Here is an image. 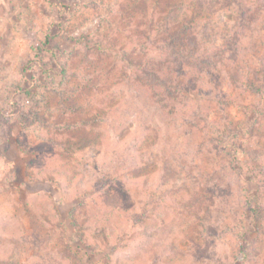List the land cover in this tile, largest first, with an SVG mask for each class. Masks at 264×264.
<instances>
[{"label":"rangeland","instance_id":"obj_1","mask_svg":"<svg viewBox=\"0 0 264 264\" xmlns=\"http://www.w3.org/2000/svg\"><path fill=\"white\" fill-rule=\"evenodd\" d=\"M253 170L264 0H0V264H264Z\"/></svg>","mask_w":264,"mask_h":264},{"label":"trees","instance_id":"obj_2","mask_svg":"<svg viewBox=\"0 0 264 264\" xmlns=\"http://www.w3.org/2000/svg\"><path fill=\"white\" fill-rule=\"evenodd\" d=\"M263 2V1H261ZM170 27V26H169ZM194 25L192 23V20L185 19L182 23V26H180L174 33L170 35V37L167 39V43L162 48V50H173V53L177 55L178 57H181L183 60L186 58V62L189 64L194 63L193 65L198 66L202 65L204 56L201 53L200 49L197 48V39L195 36V33L193 32ZM162 54L167 55V53L162 51ZM202 62V63H200ZM211 66V64L209 65ZM162 72V71H161ZM161 72L154 73V77L156 79L154 91L157 92L158 97L162 94H173L175 93V87L173 85H170L173 83V80L171 79V82L168 81L170 79V76H168L166 73H164L162 76L160 75ZM66 74V69L63 70V76ZM168 76V77H167ZM40 121H43L45 123V120L43 118H39ZM229 134L227 132H221ZM220 134V131L218 132ZM225 136V135H223ZM229 136V135H226ZM231 143V144H230ZM237 146L235 143H232L229 141L227 147H235ZM230 160L229 165L232 167L233 170H235L239 175L243 173V169L241 166L242 159L240 157L236 156V153L233 154V152L230 154ZM254 178H252L250 184L252 188L250 187L249 195L247 197V203L249 206V217H251L250 221L253 222L255 226L261 221L263 218L262 214V195L264 192V174L260 171L253 170V174H251ZM264 204V202H263ZM73 217V223L76 224V219H74V215L71 214ZM139 216L136 217V222L138 221ZM140 222V220H139ZM247 262H244L246 264Z\"/></svg>","mask_w":264,"mask_h":264}]
</instances>
